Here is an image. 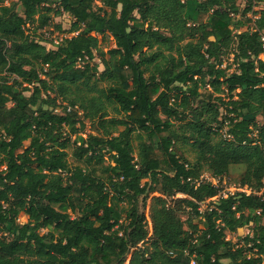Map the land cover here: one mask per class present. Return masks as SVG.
<instances>
[{"label":"trees","instance_id":"obj_1","mask_svg":"<svg viewBox=\"0 0 264 264\" xmlns=\"http://www.w3.org/2000/svg\"><path fill=\"white\" fill-rule=\"evenodd\" d=\"M6 1L0 264H262L264 11L236 33L240 0ZM64 15L68 31L54 23ZM50 28L70 37L50 48L35 36ZM206 174L262 194L201 213L219 193ZM251 225L236 248L228 235Z\"/></svg>","mask_w":264,"mask_h":264},{"label":"rangeland","instance_id":"obj_2","mask_svg":"<svg viewBox=\"0 0 264 264\" xmlns=\"http://www.w3.org/2000/svg\"><path fill=\"white\" fill-rule=\"evenodd\" d=\"M14 1H17V0H7L4 5L9 6ZM96 6H97V9H100L102 7V3L100 2V0H96ZM238 6H239L238 7V13L235 15L234 19L236 21L244 22L246 24V27L244 29H242V30H236L235 31L236 33L237 32L239 33V32H241L243 30H247L248 28H251V29L253 28V26H254L253 22L257 18H259L261 12L264 11V0H254L253 7H252L251 11L248 12L246 15H244L243 12L249 8L248 1L247 0H240L239 3H238ZM54 23L55 24H61L63 29L68 31L71 28L73 20H72V18L69 15H64V16L59 17V18H54ZM27 30H28L29 34L34 35V26H31V27L28 26ZM50 30H54V28H50ZM44 31L45 30L38 31L37 35H35V36H37V38H39V39L42 36L44 37V34H43ZM54 34H59V35H63V36H66V37H70V36H67L65 34H61L58 31H55ZM35 36H33V37H35ZM263 38H264V36H263ZM100 39H101V46H100L101 50L104 51L105 53L108 52L110 49L115 48V43H114L112 38L107 37V38H100ZM96 56H97L96 63L100 66V71H103L104 67L101 65L100 54L96 53ZM233 58H234L233 56H231L230 58H226L225 59L226 62H225L223 67L226 68L227 66H230L232 64V62H233ZM261 60L264 61V55L261 56ZM233 71H234V67L230 71V73H232ZM59 109H60L59 114H63L62 108H59ZM223 115H225V114L223 113ZM84 133H85V135H84L85 137L88 136L89 134H97L95 132L94 128H92V126L90 124H88V123H86V128H85V132ZM74 139H75V136L72 137V140H74ZM29 144H30L29 142H26L24 147H23V149H21L19 152L22 153L27 147H29ZM138 145H139V141L136 140V137H134V146H135V148H137ZM68 152L70 154L68 162H69V164L71 166H75L77 164V162L72 157L73 152H72V150H68ZM205 176L210 177L209 174H206ZM225 181L227 183H230L229 179L222 178V183H224ZM153 196H155V195H153ZM151 198H149L147 200L146 207L143 206V202H142V199H141V203H140L141 212H143L146 215V217L147 216L150 217V200H151ZM178 198H184V197H182L180 195V196H178ZM181 218H182V220L186 221L188 219V216L187 215H182ZM28 221H29V218L22 214V215H20L18 217V221L17 222L21 223V224H25ZM196 223H198V222H196ZM186 228H188V227L186 226ZM200 228L202 229V225H200ZM252 229H253V225H251L249 227H246V228H243V229H240L235 234H229L228 235V240L231 241L236 248H240V247L244 246V241H245L244 239L247 236L252 235ZM148 230H149V233H150V235H149V239H150L152 237V235H153L152 223L150 221L148 222ZM129 261H130V257L128 258V261L126 262V264H129Z\"/></svg>","mask_w":264,"mask_h":264},{"label":"built area","instance_id":"obj_3","mask_svg":"<svg viewBox=\"0 0 264 264\" xmlns=\"http://www.w3.org/2000/svg\"><path fill=\"white\" fill-rule=\"evenodd\" d=\"M55 31L54 30H45L43 32L44 34V39H45V42L47 46H49L50 48H55L57 46H60V44L62 43L63 41V37L62 35H59V34H54ZM263 41H264V38H263ZM72 111L71 108H68V112ZM60 112V109L57 108L55 110V113L56 114H59ZM223 134H224V137L227 138L228 140H231L232 137L230 135H228V128L226 127L223 131ZM201 183H210L212 184L214 187H216L218 190H219V193H218V196L211 199V200H208L206 201L205 203H201L200 204V208H199V211L201 213H204L205 211L208 210L209 208V205L211 203H215L217 201H219L220 199H226L228 198L229 196H233L235 194H238V193H244L246 195H261V193H255L253 192L252 190H250L249 188L247 187H243L241 185H238V184H230V183H227L226 181L224 183H222V179L221 178H214L212 176L208 177V176H203L200 180ZM264 191V189H263ZM180 196V195H179ZM147 219H148V222L150 220V217L147 216ZM264 264V256H263V263Z\"/></svg>","mask_w":264,"mask_h":264}]
</instances>
